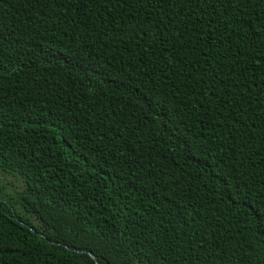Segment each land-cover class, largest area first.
<instances>
[{
    "label": "trees",
    "instance_id": "obj_1",
    "mask_svg": "<svg viewBox=\"0 0 264 264\" xmlns=\"http://www.w3.org/2000/svg\"><path fill=\"white\" fill-rule=\"evenodd\" d=\"M0 264H264V0H0Z\"/></svg>",
    "mask_w": 264,
    "mask_h": 264
},
{
    "label": "rangeland",
    "instance_id": "obj_2",
    "mask_svg": "<svg viewBox=\"0 0 264 264\" xmlns=\"http://www.w3.org/2000/svg\"><path fill=\"white\" fill-rule=\"evenodd\" d=\"M0 183L6 184V189L10 192H13L15 189L23 187V182L21 179L14 178L10 175L0 173Z\"/></svg>",
    "mask_w": 264,
    "mask_h": 264
}]
</instances>
